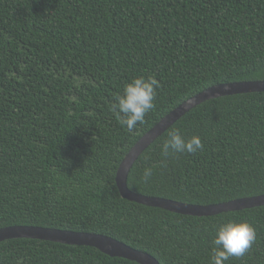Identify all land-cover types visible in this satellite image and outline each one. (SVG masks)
Listing matches in <instances>:
<instances>
[{
	"label": "trees",
	"instance_id": "trees-1",
	"mask_svg": "<svg viewBox=\"0 0 264 264\" xmlns=\"http://www.w3.org/2000/svg\"><path fill=\"white\" fill-rule=\"evenodd\" d=\"M160 84L133 131L111 105L134 77ZM264 81V0H0V229L100 234L159 264H211L215 226L246 221L256 240L225 264H264V206L185 216L123 199L116 173L164 116L219 84ZM203 150L166 160L168 132ZM152 177L143 182V171ZM128 189L207 206L264 195V92L201 103L135 161ZM0 264H137L95 248L0 243Z\"/></svg>",
	"mask_w": 264,
	"mask_h": 264
},
{
	"label": "water",
	"instance_id": "water-1",
	"mask_svg": "<svg viewBox=\"0 0 264 264\" xmlns=\"http://www.w3.org/2000/svg\"><path fill=\"white\" fill-rule=\"evenodd\" d=\"M257 92H264V81L219 84L196 94L173 109L146 132L124 157L117 170L115 179L120 196L125 200L139 205L196 217H208L221 213L237 212L264 206V195L242 198L221 204L198 206L163 198L143 196L130 191L127 186V176L138 157L191 109L211 99ZM15 239H31L73 246L92 247L109 257L122 258L137 264H159L151 255L135 250L117 240L100 234L72 232L35 226H12L0 229V243Z\"/></svg>",
	"mask_w": 264,
	"mask_h": 264
},
{
	"label": "clouds",
	"instance_id": "clouds-1",
	"mask_svg": "<svg viewBox=\"0 0 264 264\" xmlns=\"http://www.w3.org/2000/svg\"><path fill=\"white\" fill-rule=\"evenodd\" d=\"M160 87L154 76L134 77L123 86L122 94L114 97L111 108L116 113L122 127L133 131L145 123V117L154 108L156 90ZM201 138L193 135L190 138L179 129L168 132L167 138L161 145V155L164 160L160 166H166L170 156L178 154H195L203 150ZM152 177V168L143 171V182L148 183ZM256 240V230L246 221L224 219L215 226V235L212 239L211 264H225L230 257H243Z\"/></svg>",
	"mask_w": 264,
	"mask_h": 264
}]
</instances>
